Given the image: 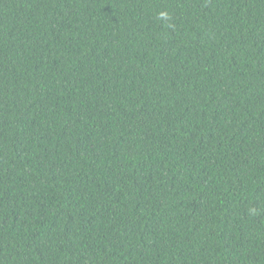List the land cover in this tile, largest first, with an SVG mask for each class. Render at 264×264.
<instances>
[{
  "label": "trees",
  "instance_id": "16d2710c",
  "mask_svg": "<svg viewBox=\"0 0 264 264\" xmlns=\"http://www.w3.org/2000/svg\"><path fill=\"white\" fill-rule=\"evenodd\" d=\"M0 264H264V0H0Z\"/></svg>",
  "mask_w": 264,
  "mask_h": 264
}]
</instances>
